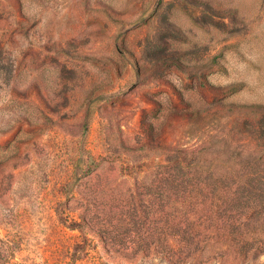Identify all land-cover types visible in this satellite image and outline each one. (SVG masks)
<instances>
[{"label":"rangeland","instance_id":"1","mask_svg":"<svg viewBox=\"0 0 264 264\" xmlns=\"http://www.w3.org/2000/svg\"><path fill=\"white\" fill-rule=\"evenodd\" d=\"M0 264H264V0H0Z\"/></svg>","mask_w":264,"mask_h":264}]
</instances>
